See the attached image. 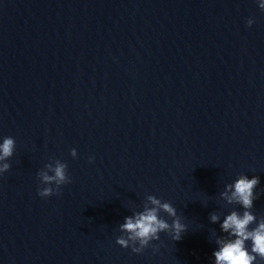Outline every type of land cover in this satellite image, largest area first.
Here are the masks:
<instances>
[{"label":"clouds","instance_id":"clouds-1","mask_svg":"<svg viewBox=\"0 0 264 264\" xmlns=\"http://www.w3.org/2000/svg\"><path fill=\"white\" fill-rule=\"evenodd\" d=\"M259 8L264 11V0H259ZM246 23L251 27L254 20L249 18ZM14 150L15 139L10 136L4 137L0 143V162H3L0 163V174L10 169V164L6 161L13 156ZM70 155L73 158L77 157L75 148L70 150ZM92 162L94 157H89V163ZM44 169L46 170H41L37 174L41 184L45 185L38 188V195L41 198L60 195L62 186L72 182L65 162L54 160L53 163L46 164ZM259 184L258 176L250 179L247 175L241 174L232 184L226 186L225 192L221 193L229 204H238L243 213L232 211L221 223V231L227 233L228 238L217 240L219 248L213 252L215 264H256L257 260L264 261V217L257 222L256 215L251 211L253 202L257 199L254 190ZM161 212L171 218V223L160 215ZM210 219L216 223L220 218L213 213ZM253 224L255 227H251ZM119 231L121 235L117 237L116 243L122 248H130L133 253L140 254L152 241L160 239V233H168L173 241H179L187 227L181 222L177 209L170 202L162 201L154 195H147L143 210L125 217ZM249 241L250 250L247 244ZM153 251L158 249L153 246Z\"/></svg>","mask_w":264,"mask_h":264}]
</instances>
